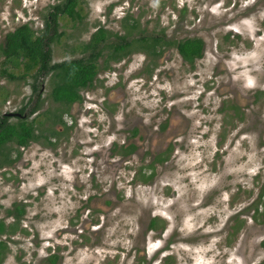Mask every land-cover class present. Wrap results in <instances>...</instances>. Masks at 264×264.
Instances as JSON below:
<instances>
[{
    "label": "rangeland",
    "instance_id": "obj_1",
    "mask_svg": "<svg viewBox=\"0 0 264 264\" xmlns=\"http://www.w3.org/2000/svg\"><path fill=\"white\" fill-rule=\"evenodd\" d=\"M76 1L81 19L73 22L59 18L57 31L61 37L51 45V64L83 57L82 45L98 28L119 32L125 18H139L141 28L146 24L159 28L172 25L168 33L176 31V23L170 19L183 5L186 16L175 37H191L195 32L203 38L208 52L199 64L202 78L194 85L189 78L171 81L160 74L156 81L145 84V79L132 75L143 64L141 56L128 61L117 82L111 77L104 83L98 77L97 87L88 94L105 98L112 89L113 102H103V106L114 112V120L109 127L104 118H98L100 139L93 138L91 146L100 148L94 155L98 160L95 168L93 157L80 160L78 155L87 150L77 151V141L87 144L88 139L83 130L77 135L74 129L60 144L54 159L39 160L52 154L42 150L37 151L39 156H30L36 153L32 147L15 167L0 169V218L11 204H26V214L6 243L1 264H49L46 257L52 254L59 257L55 264H264V222L260 215L264 210V98L254 104V90L248 88L254 81L264 89V57L257 59L261 62L260 79L252 76L251 80L248 74L230 78L224 68L227 62L241 60L244 52V64L264 53L259 14L251 12L249 4L236 11L246 10L244 18L248 20H236L234 29L239 34L227 37L238 44L227 49L221 41L227 29H216L223 15L210 12L225 0ZM62 2L0 0V44L7 33L23 24L41 34L49 8ZM255 2L261 12L264 0ZM254 42L258 44L255 51ZM216 44V51L211 50ZM234 65L232 72L242 68L239 62ZM164 69L165 65L157 66L158 71ZM175 69L180 72L185 68L177 65ZM30 84V80L21 83L0 79V116L15 114L28 103ZM44 88L47 96L48 78ZM178 91L183 92L180 100ZM169 94L174 97L166 101L164 97ZM179 101L183 102L181 111L188 124L178 128L180 134L170 155L164 164L154 167L151 180L137 182L139 164L146 165L147 160L139 163L110 156L113 148L120 151L118 144L124 138L118 132L116 137L110 133L133 117L152 120L158 106L169 109ZM167 109L164 114L170 115ZM15 121L11 117L9 123ZM152 219L157 222L150 231ZM237 222L241 227L231 236ZM84 223L86 228L82 227Z\"/></svg>",
    "mask_w": 264,
    "mask_h": 264
},
{
    "label": "flooded vegetation",
    "instance_id": "obj_2",
    "mask_svg": "<svg viewBox=\"0 0 264 264\" xmlns=\"http://www.w3.org/2000/svg\"><path fill=\"white\" fill-rule=\"evenodd\" d=\"M229 1H231L232 4H229ZM255 1L256 0H225L223 4H216H219L216 11L213 8L210 9V12L213 15H223V21L220 22L216 29L219 27H224L227 29L226 34L221 38L222 45H227V49L238 44V41L231 43L227 35L232 33L235 35L239 34V31L234 29L237 22L236 20L241 17H246L245 14L247 13L246 10H241V13H236V11L242 7H245L247 4H249V9L251 12L259 14V29H264V9L260 12L261 7ZM175 3L177 4V2ZM161 4L165 6L166 3L160 2V5ZM197 5L198 4H195L196 7ZM184 9L185 8L183 5L178 7L179 12L177 13L175 11L177 15L170 19V21H174L171 22L172 24L176 23V31L177 29H180V25L183 26L184 24L183 20L186 16V10ZM173 10L175 9L173 8ZM194 18H197L196 15H194ZM243 20L248 19L244 18ZM129 23L131 26L123 27L121 25L120 31L115 33L107 32L102 28H98L107 32L110 34V36L104 44L102 42L97 45V51L94 52L92 56L93 58L95 57L93 60L95 73L94 78L92 79L91 83L87 84L84 88H81L78 91L77 100L71 103L53 102L50 92L55 78H53V76L49 73L47 75L42 73L26 80V82H28V80L31 81V84L29 85L30 96L28 98V103L23 105L18 111H16L15 114H3L2 116L11 115L10 117L7 116L9 120L11 117H14L15 120L24 122L23 125H25V127L32 128L33 138L30 139L26 145L20 146L14 144L13 142L6 144L0 152V169L6 170L10 169V167H15L14 165L17 163V161H21L24 157L29 155L30 149L32 147L35 148L36 153L34 152L33 155L31 152L30 156H39L37 151L42 150L49 151L52 154H49V156H43V158L41 157L39 160L46 162L49 161V159H54L57 155L58 147L62 142L67 141V134H71L74 129L78 130L77 135L80 130H83L85 136L88 139L87 144L77 141V151L79 148H85L87 150L86 153H82L81 156L78 155L80 160L85 161L86 157L94 158V155L99 154L100 148H91L92 141L93 138H96V141H99L100 139V135L98 133L101 127L98 125L100 121L98 118H104L109 127L113 124L111 121L114 120V112L105 109L103 106V102H113V92L112 89L109 90L106 97L102 98L98 96L93 97V94L89 96L88 91L97 87L98 77L102 78V82L104 83H107V79L111 77L116 80V78L119 75H122L126 70V64L128 61L133 59L135 56H141L143 64L137 71V74L132 75L136 78L145 79V84H150V80L156 81L157 76L160 74L161 76L166 74L171 81H176L177 78L179 81L189 78L194 85L202 78V75L199 74V64L206 56L208 48L201 36H198V34H195L194 32V35L191 37L177 39L175 37V30L171 29L172 32H169L171 34L168 33V30L172 25L165 26L163 28L149 25V32L145 34V31H147V27L149 26L146 24L141 28L139 24V18L131 17ZM134 23H137V26L134 25ZM239 23L243 24V22ZM98 29L94 33H96ZM114 35H116V37ZM124 37L125 40H119L120 38ZM143 38L148 39L145 45L138 42ZM233 38L240 39L238 36H233ZM258 38L259 36H257L256 40L259 42L260 38ZM188 41L200 43V57H193L192 59H184L182 57V55L179 53L178 47L180 44H185ZM239 45L243 48L245 47L242 42ZM252 45L254 51L258 49L257 43L254 42ZM118 46L122 48L119 53H116ZM214 48L215 49H211L210 46L209 49L216 51L218 44H216ZM81 54H83V57L81 58H88L90 56L89 52H83L82 49ZM263 55L264 53H261L257 58H251L248 64H244V62L247 60L246 53L244 52L243 56H239L241 60H234L231 63L227 62L225 63L224 68L226 69L230 78H238L248 74L251 80L252 76H254L256 79H260L262 77V70L260 68L261 62H259V60L260 57H264ZM236 62H239L242 68L234 72L230 71L231 68H236L234 65ZM160 65H165V69L163 71L157 70V66L159 67ZM177 65L180 67L183 66L185 69H182L179 72L177 69H175V66ZM131 77L132 76H130V78ZM45 78H48V84L50 87V91L47 96L44 95ZM228 82L230 83L231 81L229 80ZM245 82L246 81H244V83ZM254 83L255 82L253 81L252 85L248 88H250V90H254V104L257 105L259 101L264 98V89L262 86L259 87L256 85L257 83ZM32 85H34L36 88L35 92H32L31 90ZM147 88L149 89L150 85ZM233 88H235V86H233ZM191 89L192 87L189 86V90ZM230 90L231 87L227 83V91ZM234 90L237 91L239 95H242L240 90H237L236 88ZM243 90L247 91V88L244 87ZM165 91L166 90H163L162 92L166 93ZM182 94L183 92H177V100H180L183 97ZM173 95L174 94H169V96L167 95L164 98L167 99L166 101H169V99H173ZM195 101H198L197 97L195 98ZM178 103V106H172L169 109H167L166 106H158L156 113L152 116V120L141 117H133L132 120L129 119L124 121L121 129L117 128V130H114L110 133L113 137L118 135L117 132L124 135L123 141L120 145L118 144L120 151L114 152L113 148L112 155L110 153V156H114L123 160L133 159V161L136 160L139 163L145 162L147 160L146 165L139 164V170L136 172V179L138 180L137 182L141 183L143 182V179H147L148 177L152 178L154 167L156 165L164 164L167 160V156L170 155L172 146L176 143V138L180 134V129L178 128L181 125L186 126V124H188V118H186V116H184L181 111L183 102L180 104L179 101ZM164 108L167 109L170 115L166 114V112L164 114ZM20 110L21 113L19 112ZM262 117L264 118L263 109ZM86 119H88L89 122H86ZM84 127L87 128V131H84ZM167 131H169L168 134ZM166 136H168V139H166ZM113 141L114 140L111 138L110 145L113 144ZM76 155L77 154H75L74 157ZM6 156H8L10 160L9 162H4ZM97 161L98 160L95 157L94 162L92 163L93 168L96 167ZM78 163H82L85 166L83 162ZM144 171L150 173L148 177L145 176L146 172ZM92 176L93 175H91V177ZM74 177L77 178L76 175ZM260 196L262 197V192ZM86 202L90 203V200H86ZM25 205L26 204L22 202L11 204L8 209L4 210V217L0 218V222L4 226L5 230L4 234H0V245H4L3 248L0 246L1 261L4 257V254L7 252L6 243L9 241V238L14 235L17 228L20 227V222L23 221L22 218L26 214ZM83 209L85 208L83 207ZM19 210L21 211L20 215H18ZM260 215L263 218L262 222H264V210L261 211ZM241 224V222H237L235 224L234 228L230 232L231 236L237 234ZM82 227L86 228V224L84 223ZM1 238H4V240L1 241ZM228 244H230V242H228ZM51 256H56V261L59 260V257L56 254H52L46 257V261ZM48 263L51 264L50 262Z\"/></svg>",
    "mask_w": 264,
    "mask_h": 264
},
{
    "label": "trees",
    "instance_id": "obj_3",
    "mask_svg": "<svg viewBox=\"0 0 264 264\" xmlns=\"http://www.w3.org/2000/svg\"><path fill=\"white\" fill-rule=\"evenodd\" d=\"M67 18L70 21H80L79 7L76 0H63L62 3L51 6L44 20L41 34H37L28 25L23 24L7 33L0 44V79L10 82H23L34 76L48 73L55 78L51 88L50 96L55 103H71L78 99V91L91 83L94 78L93 53L97 51V45L103 44L109 39L110 34L102 29L90 37L89 41L82 45L83 52H89L88 58L64 61L59 64H51V45L61 37L58 33L59 18ZM123 27L131 26L130 18H125ZM137 26V23H134ZM116 37V35H114ZM119 40H125L120 38ZM148 39H140L138 42L146 44ZM143 41V42H142ZM113 43V42H112ZM111 43V44H112ZM122 47L118 46L116 53ZM179 53L184 59L200 57V43L188 41L180 44ZM32 92L36 91L32 85ZM21 113V110L19 111ZM24 122L16 120L9 123L7 116L0 117V152L6 144L13 142L16 145H26L33 138L32 128L25 127ZM1 154V153H0ZM8 156L4 162H9ZM150 177L143 179L148 183ZM261 198V196H260ZM257 213V207H254ZM21 211H18V215ZM18 217V216H17ZM157 219L150 220L148 229L155 228ZM4 226L0 222V234H4ZM3 248L4 245H0ZM1 256V254H0ZM56 256H51L47 260L51 264L56 261ZM1 263V258H0Z\"/></svg>",
    "mask_w": 264,
    "mask_h": 264
},
{
    "label": "water",
    "instance_id": "obj_4",
    "mask_svg": "<svg viewBox=\"0 0 264 264\" xmlns=\"http://www.w3.org/2000/svg\"><path fill=\"white\" fill-rule=\"evenodd\" d=\"M8 117H10L11 115H7Z\"/></svg>",
    "mask_w": 264,
    "mask_h": 264
}]
</instances>
